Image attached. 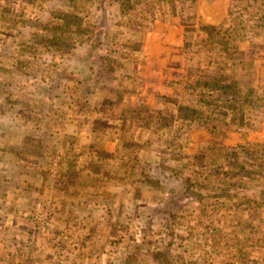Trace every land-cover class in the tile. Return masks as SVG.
<instances>
[{"label":"rangeland","instance_id":"rangeland-1","mask_svg":"<svg viewBox=\"0 0 264 264\" xmlns=\"http://www.w3.org/2000/svg\"><path fill=\"white\" fill-rule=\"evenodd\" d=\"M17 1L16 30L0 24V94L12 101L0 106V264H264V219L248 203L226 210L220 190L207 204L192 202L180 180L154 183L147 172L162 162L179 175L192 173L188 162L214 142L264 144V123L220 139L179 121L164 130V117L151 130L135 119L144 107L173 110L184 99L177 81L196 66L182 52L180 18L147 29L122 18L113 4L87 7L98 37L116 35L125 51L109 76L101 62L78 55V34L64 35L62 50L36 45V58L17 52L19 37H30L24 18L37 13L48 21L53 8L66 12L58 0ZM232 3L196 0L198 19L216 25ZM236 47L235 55L253 60V85L264 82V47L248 40ZM174 137L179 146L165 150ZM165 210L175 213L166 219ZM134 242L140 249L128 255Z\"/></svg>","mask_w":264,"mask_h":264},{"label":"trees","instance_id":"trees-1","mask_svg":"<svg viewBox=\"0 0 264 264\" xmlns=\"http://www.w3.org/2000/svg\"><path fill=\"white\" fill-rule=\"evenodd\" d=\"M43 2L47 5V0ZM58 2L59 6L66 10L65 13L62 14L53 8L48 21L41 20L37 13L29 15L28 19L24 18L22 25H30L31 31L28 33L30 37L29 41L23 38L24 34L19 37L15 48L17 52L22 51L36 58L41 54L36 45L46 46L49 51L53 48L62 50L66 46L62 37L70 33L78 34L83 42L78 55L84 60L101 62L109 76L114 73L116 67L122 66V61H119L116 55L125 51L122 43L116 40V35L105 33L102 39L98 37L101 33L98 30L99 26L88 23L85 15L87 7L96 6L99 10L107 3L113 4L122 18L128 17L135 26L147 29L156 20L166 22L174 17L180 18L184 28L182 52L186 54L188 61L189 59L195 61L193 64L196 67L188 70L183 81H177L181 83L184 99L173 103V110L160 111L144 107L138 112L135 119L142 121L140 126L143 129L157 128L155 124H159L160 117H164L160 123L164 130L167 127H174L175 122L179 121L182 128L193 125L209 133L212 138L225 139L233 130L258 129L264 123V82L254 86L253 60L245 57L244 52H240V56L234 54L236 45L243 40H248L252 48L256 45L264 47V4L259 0L237 2L234 0L226 17L216 25L198 19L196 0H58ZM21 5L17 0H0V24L5 30L10 32L16 30L14 18L19 14L16 12ZM39 8L41 11L44 10L43 6ZM97 13L95 11V15ZM56 18L57 22L54 20ZM121 22L120 18L116 24L120 25ZM132 42L140 48L141 42ZM252 50L249 51L254 52ZM21 62L22 57L17 55L14 65L18 66ZM2 67L3 64L0 62V71ZM11 102V94L9 97L0 94V106ZM175 138L177 137L166 142L165 150L169 145L174 147L178 145ZM20 145H23V141ZM38 156L40 154H37ZM194 157L196 160L188 162L191 166L189 168H193L192 173L179 175V172L167 163L157 162L156 168L150 170L149 167L147 171L150 180L154 183L159 182L162 177L180 180L183 196L192 202L202 204L203 202L207 204L205 201L216 196L214 192L220 190L223 200L221 205L225 206L226 210L236 208V201L237 205L248 203L247 206L253 208V213L257 212L256 219L258 221L264 219L263 143L246 141L230 147L221 141L214 142L205 153ZM231 200L233 203H230ZM168 212L164 211L166 219L175 213L172 212L170 216ZM146 218L152 221L150 214L149 216L141 214L140 219ZM143 240L144 243H149L148 239ZM129 246L128 255H133L134 252H130L132 249H140L137 242ZM161 254H165L164 250L157 251L154 256Z\"/></svg>","mask_w":264,"mask_h":264}]
</instances>
